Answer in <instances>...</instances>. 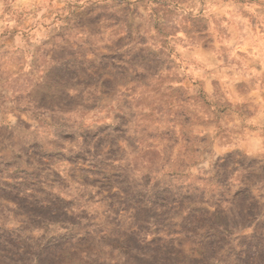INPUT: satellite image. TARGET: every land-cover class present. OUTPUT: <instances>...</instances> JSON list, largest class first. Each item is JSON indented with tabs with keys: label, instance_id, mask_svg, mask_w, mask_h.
Returning <instances> with one entry per match:
<instances>
[{
	"label": "rangeland",
	"instance_id": "obj_1",
	"mask_svg": "<svg viewBox=\"0 0 264 264\" xmlns=\"http://www.w3.org/2000/svg\"><path fill=\"white\" fill-rule=\"evenodd\" d=\"M0 264H264V0H0Z\"/></svg>",
	"mask_w": 264,
	"mask_h": 264
}]
</instances>
